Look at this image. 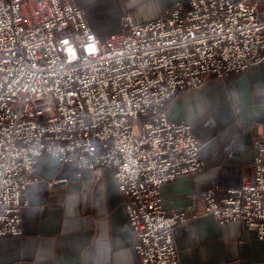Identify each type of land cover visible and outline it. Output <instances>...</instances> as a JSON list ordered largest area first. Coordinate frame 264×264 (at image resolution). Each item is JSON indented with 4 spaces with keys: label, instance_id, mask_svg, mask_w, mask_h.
I'll return each instance as SVG.
<instances>
[{
    "label": "built area",
    "instance_id": "1",
    "mask_svg": "<svg viewBox=\"0 0 264 264\" xmlns=\"http://www.w3.org/2000/svg\"><path fill=\"white\" fill-rule=\"evenodd\" d=\"M104 31L74 0H0V236L23 233L27 190L49 153L77 175L113 169L142 264H180L174 230L198 213L168 212L162 188L205 163L193 125L168 107L264 64V0H177L156 20L127 14ZM253 148L254 178L209 186L204 213L262 239L264 126Z\"/></svg>",
    "mask_w": 264,
    "mask_h": 264
},
{
    "label": "crops",
    "instance_id": "2",
    "mask_svg": "<svg viewBox=\"0 0 264 264\" xmlns=\"http://www.w3.org/2000/svg\"><path fill=\"white\" fill-rule=\"evenodd\" d=\"M176 1L74 0L103 29L127 14L136 23L156 20ZM168 115L193 125L205 163L162 188L168 212L198 213L174 230L180 264H264V238L239 221L220 224L204 213L209 186L240 187L254 178L253 142L264 126V64L181 92ZM37 170L22 211L23 233L0 236V264H142L113 169L100 177L90 169L77 175L73 161L46 153ZM54 178L69 183L49 185Z\"/></svg>",
    "mask_w": 264,
    "mask_h": 264
},
{
    "label": "rangeland",
    "instance_id": "3",
    "mask_svg": "<svg viewBox=\"0 0 264 264\" xmlns=\"http://www.w3.org/2000/svg\"><path fill=\"white\" fill-rule=\"evenodd\" d=\"M118 22H119V21H118ZM118 22H117V23H118ZM117 23H116V24H117ZM113 28H114V26L110 23V24L107 25V28H106V29L104 28V29H105L104 32H106L107 29H113Z\"/></svg>",
    "mask_w": 264,
    "mask_h": 264
}]
</instances>
